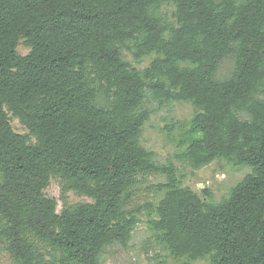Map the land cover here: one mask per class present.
<instances>
[{
  "label": "trees",
  "instance_id": "16d2710c",
  "mask_svg": "<svg viewBox=\"0 0 264 264\" xmlns=\"http://www.w3.org/2000/svg\"><path fill=\"white\" fill-rule=\"evenodd\" d=\"M166 1L175 22L157 14ZM123 50L156 57L140 71ZM227 59L234 70L220 78ZM263 88L264 0H0V243L17 264H101L131 240L139 178L161 172L152 226L175 257L264 264ZM147 94L196 108L195 168L252 169L229 198L205 201L142 146ZM54 177L93 203L59 213L45 193Z\"/></svg>",
  "mask_w": 264,
  "mask_h": 264
},
{
  "label": "rangeland",
  "instance_id": "374dc122",
  "mask_svg": "<svg viewBox=\"0 0 264 264\" xmlns=\"http://www.w3.org/2000/svg\"><path fill=\"white\" fill-rule=\"evenodd\" d=\"M175 12L176 6L172 1L164 2L157 10V14L168 22H175ZM18 51L23 56L28 54L29 49L24 41L21 42ZM123 55L140 71L148 68L156 57L152 55L137 62L128 51L123 50ZM233 70L234 63L227 59L221 65L218 76L226 78ZM257 98L264 101V88ZM144 108L150 112V118L142 130V146L155 154V160L160 166H174L176 177L182 187L195 191L203 199L204 191L207 190L209 199L205 201L219 203L229 198L232 189L252 173L250 167L237 166L225 159H217L201 168L193 166L187 154L191 144L192 120L197 114L193 104L160 102L147 94ZM238 116L243 120L249 119L246 113H239ZM9 117L16 133L29 134V130L18 119L10 113ZM166 183L167 175L161 172L139 178L127 206V211L132 212L138 219L131 240L126 246L107 247L101 257V264H212V256L199 260L175 257L166 242L162 240L161 234L154 230L152 226V221L156 218L154 207L165 195L158 186ZM45 193L49 198L57 201L59 213L66 207L93 203V200L86 196L65 192L63 182L57 177L51 180ZM138 209L141 211L137 212ZM39 246L49 259L50 251L42 244ZM0 264H17L1 243Z\"/></svg>",
  "mask_w": 264,
  "mask_h": 264
}]
</instances>
